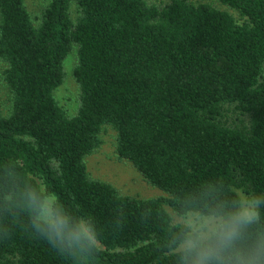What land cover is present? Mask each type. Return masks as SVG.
<instances>
[{
	"label": "trees",
	"instance_id": "trees-1",
	"mask_svg": "<svg viewBox=\"0 0 264 264\" xmlns=\"http://www.w3.org/2000/svg\"><path fill=\"white\" fill-rule=\"evenodd\" d=\"M221 1L243 20L189 0H45L35 16L25 0H0L12 103L0 112V264H66L5 203L32 181L95 216L96 264H171L166 206L201 180L264 190V0ZM75 47L70 115L55 91ZM106 125L118 156L167 195L90 176L85 157Z\"/></svg>",
	"mask_w": 264,
	"mask_h": 264
},
{
	"label": "clouds",
	"instance_id": "clouds-1",
	"mask_svg": "<svg viewBox=\"0 0 264 264\" xmlns=\"http://www.w3.org/2000/svg\"><path fill=\"white\" fill-rule=\"evenodd\" d=\"M229 180L221 174L177 193L165 213L171 264H264V190ZM44 189L25 183L5 203L66 264H96L101 230L95 216Z\"/></svg>",
	"mask_w": 264,
	"mask_h": 264
},
{
	"label": "rangeland",
	"instance_id": "rangeland-1",
	"mask_svg": "<svg viewBox=\"0 0 264 264\" xmlns=\"http://www.w3.org/2000/svg\"><path fill=\"white\" fill-rule=\"evenodd\" d=\"M149 3L162 7L169 0H147ZM194 3L207 2L211 5L232 13L238 21L243 17L239 11L221 0H189ZM29 11L38 15L45 0H25ZM73 5V9H74ZM76 61V47L65 60L67 71L64 82L56 89L55 94L59 103L68 114L76 113L79 104L80 87L73 76ZM5 62L0 59V112L7 113L11 107V92L3 79ZM101 145L85 157L88 172L91 177L112 183L124 194L143 198L167 195L165 191L150 183L142 173L127 159L120 158L117 153V132L110 125L104 126L101 132ZM167 209L170 207L166 206Z\"/></svg>",
	"mask_w": 264,
	"mask_h": 264
}]
</instances>
